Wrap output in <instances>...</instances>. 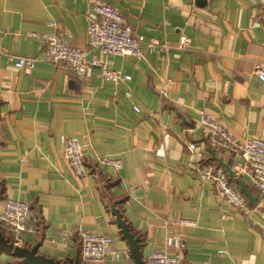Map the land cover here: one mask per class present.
Here are the masks:
<instances>
[{
  "label": "crops",
  "instance_id": "0c3cea01",
  "mask_svg": "<svg viewBox=\"0 0 264 264\" xmlns=\"http://www.w3.org/2000/svg\"><path fill=\"white\" fill-rule=\"evenodd\" d=\"M107 1L145 37L142 59L95 53L129 80H106L100 66L88 79L62 63L18 69L19 56L40 54L41 42L29 33L89 45L87 0H0V211L8 199L31 206V229L15 244L7 233L8 240L37 256L86 264L78 232L96 229L115 238L122 256L89 264H135L121 219L139 238L144 261L168 250L183 264H264V201L247 199L249 218L191 167H237L230 151L208 140L204 113L238 140L264 138L256 75L264 65V0ZM62 135L82 144L85 176L71 169ZM102 158L124 166L117 171ZM23 259L0 250V264Z\"/></svg>",
  "mask_w": 264,
  "mask_h": 264
},
{
  "label": "built area",
  "instance_id": "2783aa9c",
  "mask_svg": "<svg viewBox=\"0 0 264 264\" xmlns=\"http://www.w3.org/2000/svg\"><path fill=\"white\" fill-rule=\"evenodd\" d=\"M87 16L90 20L89 45L85 47L74 45L68 38L54 33L32 32L29 36L41 42L40 54L32 58L19 56L15 60V66L26 73H31L38 61L62 63L81 79L92 77L96 67L100 66L99 75L106 80L113 82L129 80L130 75L102 65L95 53L142 59L144 35L130 25L119 9L107 0H87ZM261 17L264 31V4L261 8ZM189 43V38L184 36L182 45L187 46ZM152 44L156 45V42L153 41ZM256 75L264 88V65L257 68ZM162 95H164L163 92ZM134 109L136 112L141 110L138 105H134ZM201 126L206 129L208 140L213 145L230 151L238 159L237 173L247 178L249 184L258 191L260 200L264 201V138L238 140L226 125L206 113L202 115ZM61 141L66 159L74 174L78 177L85 176L86 158L82 144L77 138L68 135H62ZM101 161L111 165L117 171L124 166L121 159L102 158ZM191 167L204 181L215 182L222 198L236 206L247 217L252 218L253 209L248 205L247 198L227 176L223 167L205 164H192ZM30 210L31 206L28 202L8 199L0 211V228L12 235L14 244L23 232L31 229L28 226ZM179 223L191 224L192 222L182 219ZM78 233L82 240L81 257L86 264L101 262L109 254H115L117 259L121 258L122 251L114 248L113 236L101 234L96 229L82 228ZM179 240L182 242L184 238ZM169 244L172 245V239ZM145 264H183V260L181 254L172 255L168 250H157L148 256Z\"/></svg>",
  "mask_w": 264,
  "mask_h": 264
},
{
  "label": "water",
  "instance_id": "95a60500",
  "mask_svg": "<svg viewBox=\"0 0 264 264\" xmlns=\"http://www.w3.org/2000/svg\"><path fill=\"white\" fill-rule=\"evenodd\" d=\"M221 165L226 169L229 176L236 182L239 186L241 192L246 196L249 202L253 205H257L260 201L258 196H254L248 183L237 173L236 170L232 168L230 162L221 161ZM120 226L122 228V233L124 239L127 240L131 256L134 259L135 264H145L143 254L141 251V245L139 238H136L130 231L129 226L120 219ZM0 250L7 253L13 254L16 257L24 258L22 260L23 264H65L60 261H55L50 258H45L36 255V249L21 248L15 246L12 242L8 240L4 232L0 229ZM68 264H80V259L77 258L74 262Z\"/></svg>",
  "mask_w": 264,
  "mask_h": 264
},
{
  "label": "trees",
  "instance_id": "16d2710c",
  "mask_svg": "<svg viewBox=\"0 0 264 264\" xmlns=\"http://www.w3.org/2000/svg\"><path fill=\"white\" fill-rule=\"evenodd\" d=\"M2 230V229H1ZM3 232H4V234H5V236L7 237V232L6 231H4V230H2ZM141 245V244H140ZM142 247V246H141ZM15 264H20V263H18V262H16Z\"/></svg>",
  "mask_w": 264,
  "mask_h": 264
}]
</instances>
